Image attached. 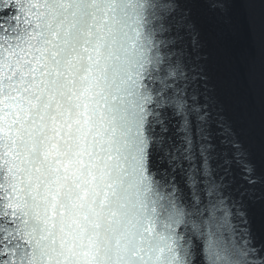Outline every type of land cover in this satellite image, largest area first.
Instances as JSON below:
<instances>
[{
  "label": "snow or ice",
  "instance_id": "1",
  "mask_svg": "<svg viewBox=\"0 0 264 264\" xmlns=\"http://www.w3.org/2000/svg\"><path fill=\"white\" fill-rule=\"evenodd\" d=\"M0 264H264V0H0Z\"/></svg>",
  "mask_w": 264,
  "mask_h": 264
}]
</instances>
